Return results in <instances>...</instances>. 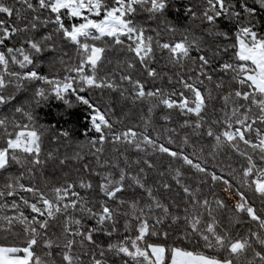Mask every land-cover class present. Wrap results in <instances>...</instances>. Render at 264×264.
<instances>
[{
	"label": "snow or ice",
	"instance_id": "snow-or-ice-1",
	"mask_svg": "<svg viewBox=\"0 0 264 264\" xmlns=\"http://www.w3.org/2000/svg\"><path fill=\"white\" fill-rule=\"evenodd\" d=\"M261 13L0 0V264H264ZM52 99L88 112L72 155L45 145Z\"/></svg>",
	"mask_w": 264,
	"mask_h": 264
},
{
	"label": "trees",
	"instance_id": "trees-1",
	"mask_svg": "<svg viewBox=\"0 0 264 264\" xmlns=\"http://www.w3.org/2000/svg\"><path fill=\"white\" fill-rule=\"evenodd\" d=\"M181 2H183V0H181ZM261 15H264V13H261ZM170 16L171 18L176 19L177 14L173 10L170 13ZM141 19L143 20L144 18L142 17ZM181 22H183L182 19ZM148 23H152L153 27L155 26L153 22ZM262 27H264V25H262ZM67 51L69 52V55H72L71 49H67ZM40 71L42 74H49V69L46 63L41 64ZM25 98L26 96H20L21 100ZM65 109L66 106L62 103V101L52 99L41 103V105L36 108L35 114L40 124L49 126L52 130V133L45 140L46 147H59L61 154L67 153L68 155H72V153L76 150V142L86 141L92 133L89 128L88 112L84 106L77 105L68 111ZM62 130L69 131L72 134V140L67 141L61 137L60 144L57 145L52 139V136L58 134ZM219 191L221 196L225 198L229 204L233 203L222 189Z\"/></svg>",
	"mask_w": 264,
	"mask_h": 264
},
{
	"label": "rangeland",
	"instance_id": "rangeland-1",
	"mask_svg": "<svg viewBox=\"0 0 264 264\" xmlns=\"http://www.w3.org/2000/svg\"><path fill=\"white\" fill-rule=\"evenodd\" d=\"M224 192V191H223ZM227 196L230 197V199L232 200V202L234 203V197H233V194L232 193H229V192H224Z\"/></svg>",
	"mask_w": 264,
	"mask_h": 264
},
{
	"label": "crops",
	"instance_id": "crops-1",
	"mask_svg": "<svg viewBox=\"0 0 264 264\" xmlns=\"http://www.w3.org/2000/svg\"><path fill=\"white\" fill-rule=\"evenodd\" d=\"M229 197V196H228ZM230 198V197H229Z\"/></svg>",
	"mask_w": 264,
	"mask_h": 264
}]
</instances>
